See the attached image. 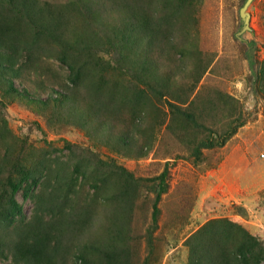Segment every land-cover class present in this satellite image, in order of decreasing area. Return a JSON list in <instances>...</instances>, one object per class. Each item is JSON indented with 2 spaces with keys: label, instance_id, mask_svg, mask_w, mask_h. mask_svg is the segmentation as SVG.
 <instances>
[{
  "label": "rangeland",
  "instance_id": "1",
  "mask_svg": "<svg viewBox=\"0 0 264 264\" xmlns=\"http://www.w3.org/2000/svg\"><path fill=\"white\" fill-rule=\"evenodd\" d=\"M38 1L62 9L71 27L85 20L96 71L71 90L78 99L71 108L61 87L68 70L49 57L58 48L49 39L32 50H41L40 76L25 70L14 81L24 92L0 81V218L15 214L0 220V264L21 242H34L28 228L38 239L30 264L48 256L51 264H83L78 253L87 264H189L205 243L210 264H222L249 237L264 254V0L249 4L241 38V0H118L151 24L179 10L164 24L171 40L158 34L151 42L136 30L134 52L121 47L124 9L104 0L83 19L77 0ZM9 9L17 12L7 5L0 12ZM244 40L255 42L257 75ZM141 49L148 67L140 66ZM28 176L38 182L26 198Z\"/></svg>",
  "mask_w": 264,
  "mask_h": 264
},
{
  "label": "trees",
  "instance_id": "2",
  "mask_svg": "<svg viewBox=\"0 0 264 264\" xmlns=\"http://www.w3.org/2000/svg\"><path fill=\"white\" fill-rule=\"evenodd\" d=\"M107 1L111 3L113 9H115L116 6L120 8L119 10L124 9L121 30L119 31L121 39L125 42L121 45L122 49H130V52H132L140 48L141 40L136 42L137 40L135 39L136 35L134 33L136 30L138 37H148L151 42L153 37L155 39L158 34L164 39L171 40L172 34L166 30L164 24H166L169 19L174 20L179 10L173 7V10L166 14L162 18V21H159L157 16H155L151 24L150 16L136 10L133 5L123 6L124 3L118 0ZM244 1L245 0H241V5ZM77 4L79 11L82 12L83 19L84 16L88 15L91 9H99V5L100 7H103V5L106 6L104 0H101V2L100 0H77ZM6 5L9 8L13 7L17 9L20 15L17 16V12L11 9H9L7 15L0 12V20H2V22H0V81L3 84H7L8 88L18 93L24 92L26 88L22 87L23 89L21 90L15 88L14 81H21L23 71L25 70H30L34 74L39 73L35 67H37L36 60L41 50L36 52L32 50L41 48L39 46V41L48 42L50 39L58 48L56 54L48 55L50 58H54L62 63L68 70V73L65 74L66 81L63 83L64 86L61 87L64 90V99L70 101L72 105L71 108H74L76 105L74 102L78 101V99L76 96L72 98L71 94L74 90L73 88L80 85V83L84 85L87 84L88 80H90V78L92 79V75H94L96 71L95 68L90 66L91 61H89L90 51L92 47H95L93 40L94 36L89 34V28H82L84 27L83 23H85V20L81 21L80 28H78V26L71 27L62 9L54 5L49 7L47 2H39L38 0H0V7ZM94 5L98 7L94 8ZM23 17H25L28 22L24 21ZM112 30L117 31L116 26H113ZM116 34H118V31ZM244 42L246 44L244 50L245 56L251 64L252 72L257 75L258 69L254 63L255 42L254 40H244ZM83 52L87 56H83ZM138 52L145 59L140 61V66L145 67L149 54L147 52H142V49L138 50ZM19 53H21V55ZM125 58L126 60H123L125 65H128V67H131L132 64L135 65V59ZM135 58H137V56ZM146 67H148V65H146ZM52 91L55 92L53 89ZM51 97L52 96H49L50 100L52 99ZM169 164V162L165 163L163 170L158 176L159 181L157 183V190L152 207V226L156 225L160 196L167 189ZM28 178L29 184L23 191V196L26 198L30 196L33 187H35L38 182V178L36 177L28 176ZM14 215V209H11L10 212L4 214L0 220L11 221ZM28 231V240L34 242L29 243L23 241L18 244L11 262L8 264H30L27 260L28 257L36 254L38 239L33 232V228H28ZM197 237L198 236L195 235L192 239ZM212 250L213 248L211 247L210 249V246L205 243L203 249L201 251L197 250L195 257H191L189 264H210L214 261ZM231 250L232 252L227 253V256L222 259V264H250L252 260L253 264L264 263V254L255 253L253 251L252 237H249V240L246 241L242 240L236 242L235 248ZM20 253H23L21 257L19 256ZM75 258L83 264H87L88 262L83 253L76 254ZM52 260V257H46V264H51ZM125 262L129 264L127 260L118 264H125Z\"/></svg>",
  "mask_w": 264,
  "mask_h": 264
},
{
  "label": "water",
  "instance_id": "3",
  "mask_svg": "<svg viewBox=\"0 0 264 264\" xmlns=\"http://www.w3.org/2000/svg\"><path fill=\"white\" fill-rule=\"evenodd\" d=\"M251 1L252 0H245L243 4L241 5V7L239 8L238 14L242 21V25H241L240 30L236 34L238 38H241L240 35L243 32L250 30V27H249L250 13L247 11V8L249 4L251 3Z\"/></svg>",
  "mask_w": 264,
  "mask_h": 264
}]
</instances>
